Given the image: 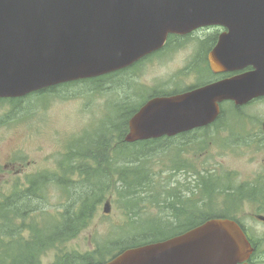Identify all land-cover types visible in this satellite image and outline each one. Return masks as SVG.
I'll return each mask as SVG.
<instances>
[{
    "label": "water",
    "instance_id": "water-1",
    "mask_svg": "<svg viewBox=\"0 0 264 264\" xmlns=\"http://www.w3.org/2000/svg\"><path fill=\"white\" fill-rule=\"evenodd\" d=\"M210 25L227 29L211 54L213 69H254L149 99L130 118L125 141L209 125L222 102L241 106L264 96V0H0V99L129 67L160 49L169 33ZM249 250L234 220L213 218L104 264H239Z\"/></svg>",
    "mask_w": 264,
    "mask_h": 264
},
{
    "label": "rangeland",
    "instance_id": "rangeland-1",
    "mask_svg": "<svg viewBox=\"0 0 264 264\" xmlns=\"http://www.w3.org/2000/svg\"><path fill=\"white\" fill-rule=\"evenodd\" d=\"M201 31L205 35L200 36V48L188 42L180 47V52L166 51L168 53L164 54L163 49L158 55L138 63L137 67L122 71L113 79L107 78V83L101 87L95 88V83L84 82L60 87L45 99H36V95L32 94L26 100V110L19 112L15 109L19 103L0 101V196L10 193L18 179L25 186L26 176L46 168H56L59 154L68 150L72 138L103 130L108 117L121 113L127 99L129 103L138 105L156 87L167 89L172 83L183 87L187 81H199V74L190 75L185 68L191 62L192 55H203V48L204 54L210 51L214 46L211 45L212 38L218 37L221 29L215 27ZM191 36L187 39H192ZM177 42L181 43L182 40L178 39ZM135 82L141 84L136 88L137 95L130 86ZM119 92H125L122 99H119ZM249 106L252 107L248 110ZM225 107L231 108L229 103H224ZM254 107L262 113L260 117H264V99L243 107L248 114L243 112L242 115L249 118L252 126L245 137L236 135L228 124L225 125L230 115L227 112L219 128L164 139L152 149L138 147V157L149 154L142 157L141 164H152L157 172L151 183L145 181L138 188L142 190L137 207L132 205V198L124 193L125 189L120 191V194H125L121 198L129 201L118 199L117 191L122 182L114 181L106 194L111 200V212L104 213L106 200L102 202L90 227L70 241L64 251L86 254L94 251L97 242L111 238L120 241L127 235L146 231L150 222L143 218L137 221L139 218L134 212L137 215L146 212L147 219H152L154 215L166 217L172 212L168 208L170 203L185 199L204 208V201L210 199L203 193V181L211 173L226 174L237 184L245 180L254 183L264 177V139L252 135L254 129L259 127L260 119L249 116L251 111H255ZM246 118L233 116L229 124L238 133H245L250 125ZM122 162L129 165L124 160ZM179 166H184V170L177 168ZM173 189L179 191L174 193ZM54 192L55 197L59 198L60 193ZM226 198L218 192L212 194L214 202ZM227 204L232 206L229 202ZM227 204L219 203L218 211H226ZM250 206L244 205V212L239 217L247 227H251V234L257 235L264 229V223L250 219L247 214ZM132 221L137 222L123 228ZM56 254L57 251H52L44 258L52 261Z\"/></svg>",
    "mask_w": 264,
    "mask_h": 264
},
{
    "label": "trees",
    "instance_id": "trees-1",
    "mask_svg": "<svg viewBox=\"0 0 264 264\" xmlns=\"http://www.w3.org/2000/svg\"><path fill=\"white\" fill-rule=\"evenodd\" d=\"M115 75L116 74H113L109 78H112ZM69 85L71 84L66 83L64 87ZM56 91V88H49L36 92L34 95H36V99H45L49 98V93H56ZM126 106L132 109L134 113L140 105H134L128 102L126 103ZM236 110L242 115L240 107L236 106ZM222 117L215 124V127H221ZM109 118L110 117H108L105 128L100 132L93 134L89 133L84 136L81 135L70 140L68 150L66 149L64 152L59 154V163L57 165L60 169L59 173L44 170L39 174L27 178L28 185L24 189L19 187L14 188L13 192L9 196L15 194L16 191L26 193L38 188L43 193V201L41 205L34 206L23 212L6 211L1 213V261L7 262L12 258H18L20 256H32L38 260L37 264H101L119 253L115 247V244L119 241L114 240L99 243L94 251L83 255L78 253H65L63 251L66 243L76 238L91 224L96 214L98 204L105 196V193L108 192L112 186L109 178L111 176L110 173L112 168L117 166L118 160L115 158H113L112 165L108 167L109 172L106 169L102 173L97 170L94 164H87L90 169H81V171L79 169L71 170L72 167L75 168L78 164V154H81L83 157H88L90 156V148L100 147L99 144L101 143V137L104 138L105 136H110L111 130L112 132L118 130L120 133L119 128H114L113 122L110 124ZM125 127L127 131L128 121ZM159 142V140H150L133 144L134 148L126 154L127 156L125 155V160L129 159L128 161H132L137 159L138 147L152 149V147H156ZM116 146V142L111 145L110 154H112V151L116 148ZM131 157L135 158L130 159ZM98 158L99 160H103L104 154H100ZM98 164H101V162ZM126 172L130 175L131 170L125 167V169L120 172L122 181L125 180ZM51 176H59L68 179L69 183H50L49 178ZM91 177H96V179ZM262 178L263 177H260V179ZM212 179L216 180L217 177L214 175H211L208 179L207 177H204L205 183ZM53 186H55L61 193L56 211H51L48 208V204L50 203L49 191ZM64 196L66 200L61 201ZM138 200V197L132 199L134 206L138 205ZM179 203L180 202L175 204L171 203L170 206L175 210H181L185 207L186 203ZM134 214L137 215L136 212H134ZM153 220L154 219H150L147 221L153 222ZM202 221L203 220L198 219L197 224ZM74 229L75 232L71 236H61L59 234V232L64 230L73 232ZM136 234L138 233L132 235ZM67 238L69 239L64 242L59 249H55L58 242ZM52 251L59 252L55 256L54 261L45 263L44 256ZM15 264L18 263L16 262Z\"/></svg>",
    "mask_w": 264,
    "mask_h": 264
},
{
    "label": "bare ground",
    "instance_id": "bare-ground-1",
    "mask_svg": "<svg viewBox=\"0 0 264 264\" xmlns=\"http://www.w3.org/2000/svg\"><path fill=\"white\" fill-rule=\"evenodd\" d=\"M190 32H188L189 34ZM201 35H205L202 31H199ZM165 39L168 41L169 35L165 36ZM164 46H167V49L164 48ZM162 46L164 48V51H170V52H180V48L178 49L175 45L173 44H164ZM160 52V49L154 50L153 52L149 53V56H156L157 53ZM223 72H228V71H223ZM141 84H137L139 86ZM125 93V92H124ZM124 93L120 94L119 99H122L124 96ZM19 102V104L15 105L16 111H25L26 108L28 107V104L25 102ZM122 112L117 114L116 116H110V124H114V128H119L120 133L117 131L110 133V136H105L104 138H100L101 143L99 144V148L92 147L90 148V156L88 157H83L81 154H78V164L75 166V168L72 167L71 170H80L81 169H90L88 167L89 164H94L97 168V170L101 171L102 173L113 163V158L117 159V166L112 168L111 170V176H110V181L114 183L115 182H122L118 188L117 191V197L121 201H129V200H124L121 198L122 196H125V194H128L132 199L137 198L142 189H138L139 187L144 185L145 181H150V183L153 181L154 176L157 172L156 167L152 164H141L142 163V158H137L132 161H127L124 160L126 157L125 155L130 152L134 146L132 143L125 141V136L127 132L129 131V120L130 116L133 114V110L128 108L127 106H122L121 107ZM129 119V120H128ZM128 121V129L126 131V123ZM181 134V133H179ZM178 135V134H176ZM116 142L117 146L116 148L112 151V154H110V148L111 145ZM100 154H104V159L99 160L98 156ZM127 156V155H126ZM122 160L125 162H128L129 165L123 164ZM62 161V160H61ZM101 162V164H98ZM136 163V164H135ZM88 164V165H87ZM134 164V166H133ZM130 166V167H129ZM130 168L131 172L130 175L125 179L124 181L121 180V177L117 174L118 171L122 168ZM184 166H179L180 170L183 169ZM185 168V167H184ZM44 170H50L56 173H59L60 170L58 166L56 168H46L43 169L33 175L39 174L43 172ZM29 175L24 178L26 180L27 185L28 181L27 178L33 176ZM93 179H96V177H91ZM217 178L221 180V182H218L214 188L217 190L219 194L226 193L232 203L234 205H246L252 207V205H255L257 209L261 212H264V203H261L259 199L261 196L264 195V177L257 182L252 183L251 180H245L243 183L237 184L236 180H232L231 177L227 176L226 174H217ZM21 179L17 180V187L24 189L27 187V185H23L20 182ZM50 183H69L68 179L59 177V176H51L49 178ZM226 187H230L231 189H237L234 193H230ZM122 189L124 190L125 194H120V191ZM14 188L11 190L10 193L5 194L4 196H0V216L2 215L1 213L6 212V211H17V212H23L26 211L34 206L41 205L43 201V193L40 189H33L31 191H28L26 193L22 191H16L15 194L12 196H9L13 192ZM56 188L53 186L51 190L49 191L50 194V203L48 204V208L51 211H54L53 207H57L58 202L60 201V193L59 198H56L55 191ZM57 191V190H56ZM174 193H176L179 190H172ZM107 192L105 193V196L101 200V202L97 206V211L96 214L92 220L94 221L98 209L101 205L102 202H104V208L103 211L105 214H109L112 210L111 207V200H109V197L106 195ZM195 195V194H194ZM55 199V201H53ZM66 200L65 196L62 198L61 201ZM54 202V203H53ZM186 203L185 207L182 208L181 210H173V214L170 215V219L164 218V217H159L158 215H154L152 218L156 219L151 221L147 227L146 231L141 232L140 234L132 235V236H126L125 238L121 239L118 243L115 244V247L118 252H123L128 249H133L140 247L142 245L154 242L160 238L163 237H168L172 236L181 232H185L188 230L193 229L198 221L197 215H196V209L197 205H190V199H185V201H180V203ZM106 203L110 204V211L106 212L105 211V206ZM179 203V204H180ZM185 209V210H184ZM138 218H148L146 212H142L138 215ZM168 217V218H169ZM158 221V222H156ZM91 222V223H92ZM75 232V229L72 231H61L59 234L61 236H71ZM69 238L61 240L58 242L56 245L55 249H59L61 245L66 242ZM68 244V243H67ZM66 244V245H67ZM250 256V253L248 256L242 261V264H246L245 261L248 259ZM24 258V259H21ZM37 264L38 260L32 256L30 257H23L20 256L18 258H12L8 260L7 262H3L0 260V264Z\"/></svg>",
    "mask_w": 264,
    "mask_h": 264
},
{
    "label": "flooded vegetation",
    "instance_id": "flooded-vegetation-1",
    "mask_svg": "<svg viewBox=\"0 0 264 264\" xmlns=\"http://www.w3.org/2000/svg\"><path fill=\"white\" fill-rule=\"evenodd\" d=\"M204 29H210V28H199L198 30H196L195 33L184 35V36L177 35V34L171 35L169 37L170 40H168L166 44H173L179 49L180 47L184 46L188 42H193L194 44H196V46H198V48H200L201 42L199 41V39H200V36H203V35L199 34L198 32ZM222 30H224V28H222ZM188 36H191L192 39H187ZM178 39H181L182 42L178 43L177 42ZM213 45L215 46V43ZM214 46L210 48V51L214 48ZM210 51H208V53H206L205 55H192L191 62L188 63V65L185 68L186 72L190 75L199 74V81H196V80L187 81L186 85H184L183 87H178L175 83H172L167 88L169 90L168 93H171L170 95L184 92L189 89L199 87L205 84H209V83H212V82H215V81L227 78V77H231L237 74H241L251 69V68H245L242 70H236V71H230V72H215L212 70L210 66V62H209L208 54ZM181 80H183V78H181ZM175 81H178V80L175 79ZM253 115L259 118L260 122H259V127L254 129V131L252 132V135L255 138L264 139V118L258 116L257 114H253ZM205 129L213 130L214 126H209ZM194 132L195 131H191L189 133H194ZM186 133L178 134L177 137L185 136ZM21 170L22 168L19 171ZM260 212L261 211H259L255 205H252V207L247 211V214L248 216H253L260 222L264 223L263 220H260L258 218L259 214H264V212H261V213ZM243 228L253 247V251L248 257V259L245 261V263L246 264H264V229L262 230L260 234L254 235V234H251L250 232L251 227L245 226Z\"/></svg>",
    "mask_w": 264,
    "mask_h": 264
}]
</instances>
